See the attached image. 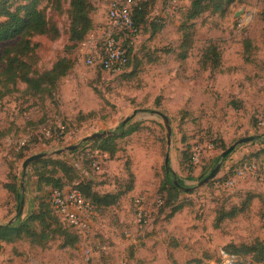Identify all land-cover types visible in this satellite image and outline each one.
<instances>
[{
	"label": "rangeland",
	"instance_id": "rangeland-1",
	"mask_svg": "<svg viewBox=\"0 0 264 264\" xmlns=\"http://www.w3.org/2000/svg\"><path fill=\"white\" fill-rule=\"evenodd\" d=\"M12 1L14 6L23 3ZM111 1L89 0L94 27L90 34L103 26ZM135 1L148 4V13L129 66L120 74L100 71L98 60L94 66L85 65L79 41L71 40L70 0L39 2L59 37L31 38L36 44L32 69L39 74L49 71L60 59L69 60L72 69L58 87L48 86L40 97L26 94V86L19 83L17 92L0 102V225L23 221L40 202L47 203L52 187L43 181L37 186L34 167L28 166L24 174L22 164L28 157L53 154L96 133L118 134L121 123L135 111L123 129L137 124V132L114 140L115 153L108 154L101 172L88 161L98 149L95 140L50 157L67 162L75 173L67 179L49 165L46 176L59 177L64 185L90 182L94 192L113 194L118 200L96 208L90 232L72 247L64 248L62 239L44 245L27 239L0 241V264H237L223 251L229 245L258 241L264 249V152L259 138L264 139V128L259 126L264 109V0H236L223 14L205 13L185 30L180 28L189 24L182 19L189 0L175 8L170 0ZM183 42L186 48L180 47ZM4 46L0 44V54ZM212 47L220 55L215 71L200 63ZM184 51L189 55L183 61L179 54ZM153 111L169 120V147L164 122ZM244 137L255 140L236 147L207 184L181 190L177 201L166 206L167 154L168 169L183 187H196L215 167V158L220 160L226 148ZM196 146L211 150L201 153L194 165L190 157ZM245 164H254L262 181L240 179L226 187ZM13 182L24 200L20 215L14 195L4 187ZM140 194L162 205L132 242L126 235L134 232L131 206ZM174 207L179 211L172 214ZM234 208L241 209L238 216L216 228L217 215ZM105 245L109 251L97 253ZM86 248L96 252L88 261H84ZM242 261L253 264L249 258Z\"/></svg>",
	"mask_w": 264,
	"mask_h": 264
},
{
	"label": "trees",
	"instance_id": "trees-1",
	"mask_svg": "<svg viewBox=\"0 0 264 264\" xmlns=\"http://www.w3.org/2000/svg\"><path fill=\"white\" fill-rule=\"evenodd\" d=\"M40 1L21 0L23 2L22 4L14 6L12 0H0V44H5L0 54V102L5 97L17 92V85L19 83L26 86V94L33 97H40V94L48 90V86L58 87L59 80L67 76L72 69V63L64 59L57 61L51 70L40 74L32 69L30 57H32L35 51L36 44L30 42L31 38L45 37L49 40H56L59 37L57 27L38 8ZM234 2L236 0H189L187 10L183 12L182 17L183 21L186 23L189 22V24L181 25L180 30H185V28L191 29L193 27L192 22L205 13L223 14ZM147 7L148 4L138 2V6L134 10L133 20L138 28H140V25L146 19L148 13ZM70 10L71 40L79 41L81 45L94 28L89 17L91 11L89 0H70ZM183 34L185 37L186 34ZM122 46L128 54L125 72L134 54L131 50L132 46H129L128 41H123ZM180 47L186 48L185 43L183 42ZM188 55L184 51L182 54H179V58L184 61ZM200 63L202 67L209 68L211 71L219 70L220 55L215 48H208L203 53ZM98 68L101 71L100 66ZM136 125H130L126 130L121 127L118 134H112L95 140L93 143L97 144L98 149H96L113 156L115 153L114 140L137 132ZM259 138L260 145L263 146L262 152H264V139L262 136ZM22 147H25V145ZM218 161V157L215 158V166ZM49 165L53 167L54 173L61 172L64 177L67 176V179L73 177L75 173L72 166L65 161L50 158L38 160L30 165V167H34L37 186L39 187L41 185V181L44 182L45 186H51V190H62L70 186V184L64 185L62 179L59 177L53 180V176H46L45 169ZM164 178L168 195L166 198V206H170L177 201V197L182 191L174 185V180L176 179L175 174L168 168H164ZM187 179L190 180L192 178L189 177ZM176 181L183 186L182 180L176 179ZM4 187L14 195L19 208L21 194L18 192V186L13 182L5 184ZM77 188L80 190L84 199L93 206L96 217L97 207H109L118 200V196L116 195H100L94 192L90 182L81 181ZM178 211L179 207H174L171 213L173 214ZM240 211L241 209L237 208L232 209L230 212L221 211L217 215L216 228L225 219H233L238 216ZM80 238L81 235L78 231L58 218L49 202V198L45 204L40 202L35 211L25 220H18L11 226H5L0 229V241L7 243L27 239L33 244L44 245L47 241L62 239V245L65 248L74 246L80 241ZM223 251L225 254L232 256L237 264H245L242 261L245 258H249L253 264H261L264 262V249L258 241L246 245L241 244L239 246L229 245Z\"/></svg>",
	"mask_w": 264,
	"mask_h": 264
},
{
	"label": "built area",
	"instance_id": "built-area-1",
	"mask_svg": "<svg viewBox=\"0 0 264 264\" xmlns=\"http://www.w3.org/2000/svg\"><path fill=\"white\" fill-rule=\"evenodd\" d=\"M183 0H170L173 8L182 3ZM138 3L135 0H112L107 8L106 23L96 30L93 34H88L86 40L80 45L84 63L86 66H94L98 60V66L101 71L113 74L123 73L128 62V54L122 46L123 41H128L129 46L134 47L140 34L133 20L134 10ZM259 126L264 128V109L259 117ZM205 150H211V146H196L192 152V163L199 164L201 153ZM108 154L98 150L90 153L89 160L93 170L101 172L103 170L104 160ZM262 178L258 174V169L254 164H245L239 167L235 172V178H230L226 182V187H232L237 180L249 178ZM49 202L55 214L68 226L78 231L81 237L87 236L90 232L96 214L93 206L84 199L80 190L75 185H70L62 190H50L48 193ZM162 201L155 200L149 202L148 195H137L132 201L131 216L133 230L126 237L132 242L140 237L148 225L157 214ZM109 246L99 248L101 252H108ZM84 261L90 260L96 252L91 248L84 250Z\"/></svg>",
	"mask_w": 264,
	"mask_h": 264
},
{
	"label": "water",
	"instance_id": "water-1",
	"mask_svg": "<svg viewBox=\"0 0 264 264\" xmlns=\"http://www.w3.org/2000/svg\"><path fill=\"white\" fill-rule=\"evenodd\" d=\"M154 115L159 116L163 122H164V127L166 129V143H167V147L170 146V140H171V128L169 126V120L168 118L163 115L162 113L158 112V111H153L152 112ZM136 115V111L132 113L131 116L127 117L122 123L121 126H125L127 125ZM112 135V132H102V133H96L93 134L91 136H88L86 138H83L78 144L76 145H72V146H68L65 147L63 149L57 150L55 153L53 154H38V155H33L31 157H28L22 164V170L24 172V174L26 173V170L28 168V166H30L32 163L37 162L38 160L44 159V158H50L52 156L55 155H61L65 152H72L75 151L80 145L87 143V142H92L94 140L103 138V137H107ZM255 140V137H244L241 138L237 141H235L232 145H230L228 148H226L221 154H220V160L217 163V165L213 168V170L207 175L205 176L196 187H191V188H185L183 186H181L177 181H174V185L179 188L180 190L183 191H192L196 188L202 187L203 185L207 184L209 181H211L218 173L220 166H221V162L230 154L232 153L236 147H238L239 145L242 144H246V143H250L252 141ZM164 165L166 168H168L169 166V154H167L165 156V160H164ZM21 189H22V194L24 192V187L23 185H21ZM23 205H24V200L23 198L20 201V207L18 210V215H20L22 213V209H23ZM14 223V220H10L9 222H7V224L5 225H0V229L3 228L4 226L9 227Z\"/></svg>",
	"mask_w": 264,
	"mask_h": 264
},
{
	"label": "crops",
	"instance_id": "crops-1",
	"mask_svg": "<svg viewBox=\"0 0 264 264\" xmlns=\"http://www.w3.org/2000/svg\"><path fill=\"white\" fill-rule=\"evenodd\" d=\"M105 20H106V19H104V21H103V23H104V24L106 23V21H105ZM104 24H103V26H104ZM103 26H99V27H100V28H102ZM100 28H99V29H100Z\"/></svg>",
	"mask_w": 264,
	"mask_h": 264
}]
</instances>
